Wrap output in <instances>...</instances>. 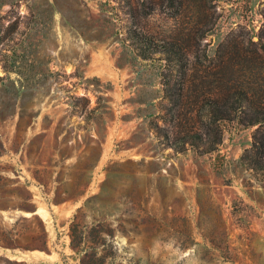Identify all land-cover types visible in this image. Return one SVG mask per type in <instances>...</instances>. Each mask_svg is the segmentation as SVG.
Returning a JSON list of instances; mask_svg holds the SVG:
<instances>
[{
	"label": "rangeland",
	"instance_id": "rangeland-1",
	"mask_svg": "<svg viewBox=\"0 0 264 264\" xmlns=\"http://www.w3.org/2000/svg\"><path fill=\"white\" fill-rule=\"evenodd\" d=\"M183 3L0 0V230L41 249L0 248V264H264V175L240 163L258 126L222 123L212 154L167 148L164 62L117 41L209 29L189 52L209 66L230 40L259 43L264 0Z\"/></svg>",
	"mask_w": 264,
	"mask_h": 264
},
{
	"label": "trees",
	"instance_id": "trees-1",
	"mask_svg": "<svg viewBox=\"0 0 264 264\" xmlns=\"http://www.w3.org/2000/svg\"><path fill=\"white\" fill-rule=\"evenodd\" d=\"M165 1L176 13L184 6L183 0ZM52 6L58 11L55 5ZM137 10L144 17L154 12L150 4H143ZM193 31L186 39H166L154 37L136 25L127 30L125 37L117 40L129 50L134 60H151L159 55V60L164 62L162 84L166 105L152 126L167 148L177 153H184L191 148L199 155L218 151L223 140L224 122H236L246 128L258 126L252 148L242 156L240 163L264 175V33L259 43L250 39L249 47H246L245 40L233 39L223 44L217 57L210 60L212 63L209 66H204L201 60V57L209 60L205 53L202 56L195 55L200 66L192 68L189 52L201 45V38L206 36L209 29L198 30L202 31L200 36L191 35ZM160 121L163 125H160ZM89 201L90 198L75 214L71 228L73 249H76L74 234L81 226L78 214L83 212ZM15 236V230H0V248L41 250L20 244ZM0 261L11 263L4 257H0Z\"/></svg>",
	"mask_w": 264,
	"mask_h": 264
},
{
	"label": "water",
	"instance_id": "water-1",
	"mask_svg": "<svg viewBox=\"0 0 264 264\" xmlns=\"http://www.w3.org/2000/svg\"><path fill=\"white\" fill-rule=\"evenodd\" d=\"M37 212H34V213H32V214H36ZM34 251H32V252H30V253H33ZM24 256H28V257H30L29 255H24Z\"/></svg>",
	"mask_w": 264,
	"mask_h": 264
},
{
	"label": "crops",
	"instance_id": "crops-1",
	"mask_svg": "<svg viewBox=\"0 0 264 264\" xmlns=\"http://www.w3.org/2000/svg\"><path fill=\"white\" fill-rule=\"evenodd\" d=\"M33 253H35V252H33ZM32 254V253H31Z\"/></svg>",
	"mask_w": 264,
	"mask_h": 264
}]
</instances>
